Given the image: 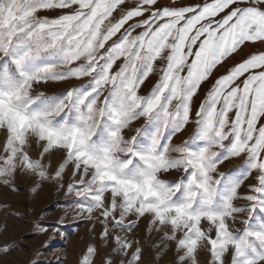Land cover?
I'll return each mask as SVG.
<instances>
[{
    "label": "snow or ice",
    "instance_id": "6c2138e0",
    "mask_svg": "<svg viewBox=\"0 0 264 264\" xmlns=\"http://www.w3.org/2000/svg\"><path fill=\"white\" fill-rule=\"evenodd\" d=\"M0 133V182L67 200L45 247L91 222L75 264H147L143 220L176 264H264V0H0Z\"/></svg>",
    "mask_w": 264,
    "mask_h": 264
},
{
    "label": "rangeland",
    "instance_id": "374dc122",
    "mask_svg": "<svg viewBox=\"0 0 264 264\" xmlns=\"http://www.w3.org/2000/svg\"><path fill=\"white\" fill-rule=\"evenodd\" d=\"M160 2L167 5L170 0H160ZM178 2L190 4L196 0H178ZM224 70L221 67L218 71L222 73ZM68 83L72 86L70 82ZM60 90L62 89H52V91ZM142 123L137 121L135 126L138 127ZM192 131L193 129L190 128L185 133L178 134L174 142L187 139ZM4 142L5 137L0 133V153ZM52 163L55 167L59 163V158H54ZM239 164V160L226 161L222 167L227 171L238 167ZM15 184L19 191H13L11 187L0 182V251L5 245L10 248L8 254H0V264H31L34 258L40 264H62V262L75 264L76 257L91 238V222L73 221L69 212L66 224L61 226L64 236L57 233L55 239L45 247L51 229L48 233L33 232L32 229L37 223L46 226L55 225L65 216L67 210L63 205L67 200L62 192H57L55 187L48 183H45L38 193L32 192V182L24 177L18 176ZM96 231H100L99 225ZM132 235L141 241L144 249L143 259L147 264H176L177 256L173 250L157 254L154 245L158 242L159 235L156 233L148 235L146 220L138 224ZM199 260L200 264H207V253H201Z\"/></svg>",
    "mask_w": 264,
    "mask_h": 264
}]
</instances>
